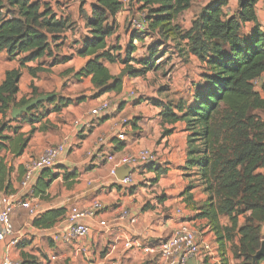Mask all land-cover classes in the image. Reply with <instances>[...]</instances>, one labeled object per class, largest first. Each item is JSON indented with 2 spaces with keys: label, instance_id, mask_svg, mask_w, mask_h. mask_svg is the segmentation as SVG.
<instances>
[{
  "label": "crops",
  "instance_id": "obj_1",
  "mask_svg": "<svg viewBox=\"0 0 264 264\" xmlns=\"http://www.w3.org/2000/svg\"><path fill=\"white\" fill-rule=\"evenodd\" d=\"M118 1L121 3V0ZM127 1L128 4L114 17V33L106 39L107 48H117L114 55L121 60L132 40L130 22L141 15L137 0H131V4ZM209 1L211 0L192 2L191 8L194 5L196 11L192 12L190 8L176 21L181 30H190L195 16ZM51 3L57 18L67 19L70 27L61 35L57 44L59 46L50 43V56L26 63L21 69L16 101L32 97V84L37 95H54L70 100L72 104L58 112L47 111L35 123L30 119L22 122L25 114L12 120L7 124L9 129L2 136H29V141L21 156L14 157L10 151H3L1 157L11 168L9 181L16 191L29 159L39 157L51 145L65 143V152L50 170L52 174H59V177L50 183L45 198L37 199L35 203L41 213L70 207L81 210L95 202L102 205V210L94 219L85 221L90 233L84 240L69 235L65 230L64 217L49 229H37L32 227V219L25 212H13V228L22 233L24 239L18 247L0 244V264L7 257L11 263L19 264L28 261L35 264H108V261L114 264H162L154 252L146 255L142 249H125L123 245L127 241H139L142 246L156 248L181 224H187L200 242H210L214 248L211 254L189 259L186 264H219L220 255L214 233L208 220L202 216L209 202L208 195L185 168L188 135L185 124L181 121L173 124L162 121L165 105H171L173 113L177 114L174 110L177 104L184 106L191 102L194 88L202 81L204 71L199 73L200 78L197 79L193 71L188 76L185 75L188 68L193 70L190 65L178 64L172 69L173 62L162 64L160 59L157 71L143 77H124L119 93L107 92L95 97L97 90L93 89L90 77L74 78L92 59L81 57L78 53L84 41L91 38L87 24L91 19L94 0H59L57 6L55 2ZM263 3L264 0H258L254 7L256 24L261 31H264ZM237 7L238 0H228L224 8L225 15L233 16ZM253 27L254 24L246 23L243 33L248 34ZM132 41L135 46L132 57L140 58L144 53L142 49L140 55L143 44L134 39ZM170 44L168 43L169 46ZM187 56L191 57L189 60L194 57ZM20 57L10 60L5 51L0 52V85L7 72L19 68ZM63 58L67 60L54 64V59L60 61ZM104 66L112 77H117L124 68L118 62H105ZM160 68L166 71V78L172 73L171 84L167 87L160 85L155 90L151 86L154 87L155 84L151 83L150 92H147L148 82L143 79L156 74ZM29 69L39 70L34 78L29 74ZM135 90L143 93H137V98L130 96L132 92L135 94ZM81 98L84 100L76 102ZM104 102L109 103L108 111L103 115L92 116L90 112ZM11 110L5 122L11 119ZM124 118L133 122L125 132L124 140L118 141L116 135L121 132L120 122ZM85 122L89 123V127H82ZM118 144H122V148L116 150ZM141 150H149L156 155L157 160L151 170H129L133 178L131 185L114 183L109 175L111 164L106 161V157L113 155L117 158ZM120 169L119 175H125L128 168ZM156 171H162V174L157 176ZM67 174L73 176L65 179L63 175ZM125 210L129 212L130 218H121V213ZM131 218L133 222L130 221ZM238 220L232 237L224 239L225 264L242 262V259L235 256L238 255L236 251L240 238L238 228L243 225V220ZM219 223L221 228L228 226L223 218H219ZM42 230L45 231L44 234L40 233ZM222 234L224 235L223 232ZM111 248L112 252L106 258ZM79 249H83L84 253L79 252Z\"/></svg>",
  "mask_w": 264,
  "mask_h": 264
},
{
  "label": "trees",
  "instance_id": "obj_2",
  "mask_svg": "<svg viewBox=\"0 0 264 264\" xmlns=\"http://www.w3.org/2000/svg\"><path fill=\"white\" fill-rule=\"evenodd\" d=\"M52 1L56 6L59 4V0H0V52L5 51L10 60L23 56L18 60L19 68L7 72L0 85V194L14 192L9 181L11 168L1 153L10 151L14 157L21 156L29 141V136H2L12 121L5 122V119L11 109L20 108L39 96L31 84L32 97L16 101L21 69L26 63L50 56V43L59 46L61 35L70 27L67 19L57 18ZM193 1L137 0L145 29L141 34L132 33V40L150 42L146 53L135 59L131 40L121 60L114 55L117 48H107L106 39L114 33V17L122 4L118 0H94L87 24L91 38L84 41L78 53L92 59L74 78L90 77L93 89L97 90L95 97L107 92L119 93L122 81L112 77L104 63L118 62L126 68L124 71L130 78L143 77L159 69L160 59L170 48L168 43L173 44L179 56L192 55L205 66L191 102L184 106L177 104L174 107L177 114L173 113L171 105H165L162 121L185 124L188 134L185 168L190 177L200 178L198 181L205 186L203 192L210 193L202 216L214 233L219 264H225L224 239L232 237L235 213L241 212L248 215L238 228L240 238L235 256L242 259L239 264H252V257L264 240V229L261 233L260 227L264 226V173H256L264 169V31L256 24L254 7L258 0H238L237 11L231 17L224 13L228 0H211L195 16L190 30L183 31L176 21L191 8ZM246 23L254 24L248 34L243 33ZM66 60L54 59V64ZM131 64L138 67L134 69ZM37 71L29 69V74L34 78ZM259 78L263 80L256 91L252 82ZM48 97L47 104H55L51 112L72 104L54 95ZM255 111H260L262 117L257 118ZM121 148L122 144L116 146V150ZM147 169L151 170V166ZM156 173L158 176L162 171ZM72 176L63 175L65 179ZM58 177L59 174H52L50 170L43 171L33 196L44 199L50 183ZM66 212V208L45 211L32 219V227L49 229ZM221 215L229 217V228H221L218 220ZM263 262L264 258H260L255 264Z\"/></svg>",
  "mask_w": 264,
  "mask_h": 264
},
{
  "label": "built area",
  "instance_id": "obj_3",
  "mask_svg": "<svg viewBox=\"0 0 264 264\" xmlns=\"http://www.w3.org/2000/svg\"><path fill=\"white\" fill-rule=\"evenodd\" d=\"M122 7L128 4L127 0H121ZM264 6V3H263ZM143 15L137 20L130 22L131 33L141 34L144 32ZM262 78L256 79L252 82L256 91H259ZM133 96L134 93H130ZM109 109V103L104 102L100 104L90 114L92 116L103 115ZM132 120L124 118L120 122L121 132L116 135V140L123 141L125 132L131 128ZM75 124H78L76 122ZM82 127H89V123L85 122ZM101 141H99V144ZM65 152V143L51 145L43 151L37 158H31L25 164L19 188L11 194H0V244L7 243L8 246L18 247L24 239V235L14 230L11 222V214L15 211H23L31 219L38 217L41 212L35 201L38 198L33 196V190L40 174L45 170H52L58 158ZM156 155L149 150H141L135 154L122 155L115 157L109 155L106 161L111 164L109 175L117 185H131L133 182L132 175L125 177L122 180L116 179V172L120 168H128L130 171L139 169H146L156 162ZM102 210V205L98 202L93 203L85 209H77L75 207L67 208L64 216L65 230L70 236L78 240H84L89 236V227L85 224L86 220L94 219L95 216ZM121 218H130L128 211L121 213ZM133 222V218L130 219ZM104 226L103 223H100ZM45 231H40L44 234ZM125 249H142L146 255H151L153 252L155 256L162 262V264H186L189 259L199 258L203 255H209L214 252V248L210 242H200L195 232L187 225L181 224L180 227L166 240L161 241L156 248L149 246H142L139 241H127L124 243ZM79 252L84 253L83 249ZM112 248L107 253L106 258L109 257ZM54 260V258H53ZM2 264H19L11 263L5 258ZM108 264L114 262L108 261Z\"/></svg>",
  "mask_w": 264,
  "mask_h": 264
},
{
  "label": "rangeland",
  "instance_id": "obj_4",
  "mask_svg": "<svg viewBox=\"0 0 264 264\" xmlns=\"http://www.w3.org/2000/svg\"><path fill=\"white\" fill-rule=\"evenodd\" d=\"M196 11L195 10V6L193 5L192 8H191V11L193 12ZM149 40H146V41H142L141 42V47H140V52L142 49H144V53L143 55L146 53V47L149 45L148 44ZM139 47V46H137ZM186 47V46H185ZM142 55V52L141 54ZM189 58L191 57H188L187 55L183 57L179 56L178 55V51L177 49H173V44L171 45L170 44V48H169V51L165 54V56L161 59L162 61V64H166V63H170V62H173L174 65L172 66V69H174V66L175 65H178V64H183V65H190L192 67L193 70H191V68H188L185 72V75L188 76L192 71H193V74L196 75V78L199 79L200 78V72L204 71L205 70V66H202V64H200L194 57L192 59L189 60ZM177 61H179L177 63ZM201 65V66H200ZM131 67H133L134 69H136V64H131ZM126 68H123V71L122 72H125ZM197 72H195V71ZM166 71L164 69H161L156 73V74H150L147 78H144L143 80L145 82H148V84H146V90L147 92H150V88L149 86L151 85V83H154V87L153 85L152 88H154L155 90L160 86V85H164V87H167L168 84H171V80H172V73H171V76H168V78H166V74L165 73ZM173 72H175L173 70ZM125 77V79H128V77H130L129 74H127V72H125V75L122 77V79ZM116 78V77H115ZM122 79L120 81H122ZM158 82V83H157ZM145 90V91H146ZM135 94L133 97H136L137 98V93L140 95V93H143V91H138V90H135L134 91ZM154 92V90L152 91V93ZM39 97V96H38ZM55 104L51 105V107H53ZM39 107L35 108L34 110L30 111V112H27L25 114V119L22 120V122H26L28 119L31 120L32 123H35L42 115H46L47 114V111H51L52 108L50 107L49 104H47V102H43V103H40L38 105ZM253 114L257 117V118H261L262 117V113L260 111H255L253 112ZM218 129V128H217ZM256 173H264V169H258ZM198 179L200 180V178L198 177L197 179L195 178V180L197 181V184L198 186H200L202 188V191H203V188L205 189V186L202 187V184H201V181H198ZM208 195V198L210 197V193H205ZM213 203H217V199L214 197V200H213ZM237 210V209H236ZM238 211H241L240 209ZM234 215V214H233ZM236 215V224L237 222L239 221L238 218H241L243 221V224L245 222V220L247 219V215L248 214H243L242 212L241 213H235ZM219 218H223V220L228 224L227 228H229L231 226V223H230V220H229V217L228 216H225V215H221ZM219 220V219H218ZM261 233L263 232V229H264V226L261 225Z\"/></svg>",
  "mask_w": 264,
  "mask_h": 264
},
{
  "label": "water",
  "instance_id": "obj_5",
  "mask_svg": "<svg viewBox=\"0 0 264 264\" xmlns=\"http://www.w3.org/2000/svg\"><path fill=\"white\" fill-rule=\"evenodd\" d=\"M124 75H125V72L120 73L116 77V80H121ZM47 100H49L48 96L41 95V96L29 101L27 104H25L24 106H22L20 108L12 109L9 116H10L11 120H15V119L19 118L20 116L26 114L28 111L32 110L38 104L46 102ZM120 172H121V169L120 170L118 169V171L116 172V177L118 180H122L130 174V171L128 169H126L125 175H119ZM260 258H264V240L261 242L258 251L253 255L252 264H255Z\"/></svg>",
  "mask_w": 264,
  "mask_h": 264
}]
</instances>
